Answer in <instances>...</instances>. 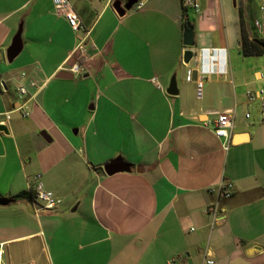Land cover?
<instances>
[{"label":"crops","instance_id":"0c3cea01","mask_svg":"<svg viewBox=\"0 0 264 264\" xmlns=\"http://www.w3.org/2000/svg\"><path fill=\"white\" fill-rule=\"evenodd\" d=\"M141 2L119 17L107 0H72L84 29L74 32L52 0H0V198L14 199L0 205L2 264H264V122L261 100L246 99L264 95V56L239 52L244 0H196L192 17L180 0ZM229 110L225 149L212 127ZM114 159L125 169L107 175ZM38 176L62 203L36 215L16 197ZM222 181L234 192L212 225Z\"/></svg>","mask_w":264,"mask_h":264},{"label":"built area","instance_id":"2783aa9c","mask_svg":"<svg viewBox=\"0 0 264 264\" xmlns=\"http://www.w3.org/2000/svg\"><path fill=\"white\" fill-rule=\"evenodd\" d=\"M84 1V0H82ZM54 10L57 15L61 16L68 24V26L74 31L79 32L80 30H84L79 19L78 14L73 8L72 0H52ZM114 0H107L108 4H112ZM182 4L187 9H194L196 12L199 11V6L196 3V0H182ZM143 7V3L141 0H138L132 7L133 10H140ZM76 51H84L82 42H79L76 46ZM71 71L73 73H78L80 71V65L74 64L71 67ZM25 76V74H22ZM155 81V79H154ZM187 81H191V73H188ZM31 86H34L33 83H30ZM196 86V96L197 99H201L202 97V87H203V77L198 78L195 81ZM0 91H5V84L4 82L0 81ZM16 92L20 98H26L28 95V90L23 85H19L16 88ZM261 100L262 105V121L264 122V95L263 91L253 92L247 91L246 92V99L247 102H252L256 99ZM21 114L26 117L28 116V111L25 106V103L21 105L18 109ZM8 118V116H7ZM234 123V111L229 110L217 115L214 123H213V132L217 138L224 140V147L225 149L230 145L231 142V129ZM37 184L34 188H31L34 191V196L30 200L33 205V210L36 215H38L42 211H53L58 208L62 201L60 198L55 196L52 192L45 190L41 183L39 182V176L36 178ZM218 195V198L215 202L210 204L207 209L206 213L211 216L212 218V225L221 221L223 216L221 215V208L219 206V199H229L232 197L234 192V185L229 181H222L218 188L213 190ZM0 264L1 257H0ZM206 264H213V261L209 260Z\"/></svg>","mask_w":264,"mask_h":264},{"label":"water","instance_id":"95a60500","mask_svg":"<svg viewBox=\"0 0 264 264\" xmlns=\"http://www.w3.org/2000/svg\"><path fill=\"white\" fill-rule=\"evenodd\" d=\"M138 0H114L112 3V8L116 12V14L119 17H122L126 14V12L130 11L133 7V5ZM183 45L187 47L188 49L183 54V63L189 64L193 57L194 53L190 49L194 45V32H193V26L189 21L184 23V32H183ZM22 40H21V29H19L14 36L10 46L6 50V60L8 63H12L13 60L20 54L22 51ZM202 63V61H201ZM67 76V77H66ZM192 80L196 79L197 76V70L192 71L191 73ZM61 78H72L73 76L71 74H68L66 72L60 73ZM177 89L175 86V82H172L170 86L167 89V93L169 95H177ZM3 124H1L2 126ZM46 141L50 142V140H47V134L45 132H41L40 134ZM125 169L124 163L121 159H114L110 163L104 166V171L107 175H113L118 172H122ZM14 202V199H8V198H0V205L7 206Z\"/></svg>","mask_w":264,"mask_h":264},{"label":"trees","instance_id":"16d2710c","mask_svg":"<svg viewBox=\"0 0 264 264\" xmlns=\"http://www.w3.org/2000/svg\"><path fill=\"white\" fill-rule=\"evenodd\" d=\"M181 2L182 15L187 11ZM239 17V52L243 57H259L264 56V38L252 35L243 17L241 9L238 8ZM249 27V26H248ZM34 196V191L30 189L27 193H21L16 198H27L31 200Z\"/></svg>","mask_w":264,"mask_h":264},{"label":"rangeland","instance_id":"374dc122","mask_svg":"<svg viewBox=\"0 0 264 264\" xmlns=\"http://www.w3.org/2000/svg\"><path fill=\"white\" fill-rule=\"evenodd\" d=\"M239 9H241L243 17H245L246 26L251 33L255 32L253 35L264 38V0H244ZM188 14L192 17L193 11L188 9ZM14 63L11 65L7 64V67L14 68L16 62Z\"/></svg>","mask_w":264,"mask_h":264},{"label":"flooded vegetation","instance_id":"af4514ba","mask_svg":"<svg viewBox=\"0 0 264 264\" xmlns=\"http://www.w3.org/2000/svg\"><path fill=\"white\" fill-rule=\"evenodd\" d=\"M239 8V7H238Z\"/></svg>","mask_w":264,"mask_h":264}]
</instances>
